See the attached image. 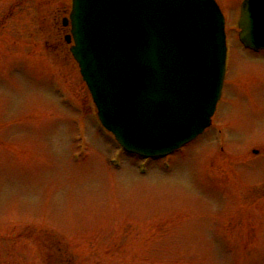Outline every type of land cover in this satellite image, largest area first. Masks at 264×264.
I'll return each mask as SVG.
<instances>
[{
    "label": "rangeland",
    "instance_id": "obj_1",
    "mask_svg": "<svg viewBox=\"0 0 264 264\" xmlns=\"http://www.w3.org/2000/svg\"><path fill=\"white\" fill-rule=\"evenodd\" d=\"M216 1L229 53L213 127L142 161L91 113L64 42L71 0H0V264H264V52L239 41L245 0Z\"/></svg>",
    "mask_w": 264,
    "mask_h": 264
},
{
    "label": "water",
    "instance_id": "obj_2",
    "mask_svg": "<svg viewBox=\"0 0 264 264\" xmlns=\"http://www.w3.org/2000/svg\"><path fill=\"white\" fill-rule=\"evenodd\" d=\"M70 19L99 120L127 151L166 156L211 125L227 53L214 0H72ZM239 28L264 50V0L242 4Z\"/></svg>",
    "mask_w": 264,
    "mask_h": 264
}]
</instances>
